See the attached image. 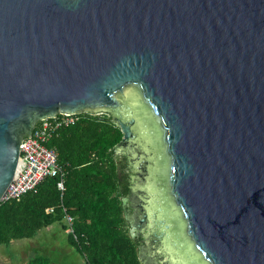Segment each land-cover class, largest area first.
<instances>
[{"label":"water","instance_id":"1","mask_svg":"<svg viewBox=\"0 0 264 264\" xmlns=\"http://www.w3.org/2000/svg\"><path fill=\"white\" fill-rule=\"evenodd\" d=\"M100 111L142 264H264V0H0V203L37 122Z\"/></svg>","mask_w":264,"mask_h":264},{"label":"trees","instance_id":"2","mask_svg":"<svg viewBox=\"0 0 264 264\" xmlns=\"http://www.w3.org/2000/svg\"><path fill=\"white\" fill-rule=\"evenodd\" d=\"M79 115L75 124L59 129L46 143L57 152L65 189L57 187L58 177H47L36 192L0 203V246L60 222L86 264H142L121 204L130 191L124 173L127 158L113 149L122 133L108 111ZM66 215L72 218L71 226ZM25 264L52 263L37 256Z\"/></svg>","mask_w":264,"mask_h":264},{"label":"built area","instance_id":"3","mask_svg":"<svg viewBox=\"0 0 264 264\" xmlns=\"http://www.w3.org/2000/svg\"><path fill=\"white\" fill-rule=\"evenodd\" d=\"M79 113L58 114L54 118H45L35 125L31 136L21 142L23 152L20 160L25 163L12 188L2 197V201L19 199L28 192H36L38 185L47 177H58L57 187L63 191L65 172L58 162V155L54 148L46 146L47 141L59 129L75 124ZM69 226L72 218L65 216Z\"/></svg>","mask_w":264,"mask_h":264},{"label":"crops","instance_id":"4","mask_svg":"<svg viewBox=\"0 0 264 264\" xmlns=\"http://www.w3.org/2000/svg\"><path fill=\"white\" fill-rule=\"evenodd\" d=\"M37 256L49 258L52 264H86L83 256L69 244L68 231L60 222L39 229L31 238L0 246V264H25Z\"/></svg>","mask_w":264,"mask_h":264},{"label":"flooded vegetation","instance_id":"5","mask_svg":"<svg viewBox=\"0 0 264 264\" xmlns=\"http://www.w3.org/2000/svg\"><path fill=\"white\" fill-rule=\"evenodd\" d=\"M117 155H119L121 158H123V156H125V155H123V154H119V153H116ZM126 157V156H125ZM127 158V157H126ZM129 167V163H128V159H127V166H125L124 167V170L126 169V168H128ZM127 174V173H126ZM128 176H129V179H130V183H129V188H130V186H131V176H130V174H127ZM129 194H131V190L129 191V193L127 194V195H129ZM126 195V196H127ZM136 239V238H135ZM137 245H138V242H137ZM139 246V245H138Z\"/></svg>","mask_w":264,"mask_h":264},{"label":"rangeland","instance_id":"6","mask_svg":"<svg viewBox=\"0 0 264 264\" xmlns=\"http://www.w3.org/2000/svg\"><path fill=\"white\" fill-rule=\"evenodd\" d=\"M17 243H24V241H18Z\"/></svg>","mask_w":264,"mask_h":264}]
</instances>
